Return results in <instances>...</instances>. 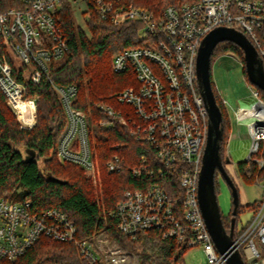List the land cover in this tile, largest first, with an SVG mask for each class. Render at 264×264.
<instances>
[{"label":"built area","instance_id":"built-area-1","mask_svg":"<svg viewBox=\"0 0 264 264\" xmlns=\"http://www.w3.org/2000/svg\"><path fill=\"white\" fill-rule=\"evenodd\" d=\"M13 3L0 8V48L8 46L29 68L33 82L39 84L50 74V63L60 61L67 49L68 38L60 29L57 16L62 0H6ZM75 7L90 16L91 2L97 13L116 25L137 21L143 25L145 44L127 48L112 57V67L122 73L134 69L137 87L117 94L118 101L130 104L138 121L131 134L151 143L164 168L178 169L182 193V212L178 218L175 199L161 185L153 183L144 190L128 189L111 215L117 217L119 231L137 239L142 231L160 229L165 237L175 236L191 247L201 245L208 264H227L226 257L215 246L203 217L198 187L203 156L208 142L209 115L199 90L197 57L203 38L216 27L228 26L243 32L264 61V0H196L181 5H168L162 14L123 0H71ZM1 52V51H0ZM228 55H237L227 53ZM67 114L66 124L57 140L60 162L82 166L95 185L100 180V166L93 149L86 115L73 106L76 86L53 83ZM0 89L7 104L24 128L36 122L38 96L25 98L26 86L13 76L10 62L0 56ZM252 95L235 114L248 127L249 144L246 171L252 164L264 170V98L251 83ZM35 99V119L27 123L18 112L17 102ZM227 107V101L223 99ZM101 108L112 118H125L107 104ZM113 120L102 121L111 126ZM143 164L132 168L135 177L153 171ZM119 156L107 162L110 172L120 170ZM160 175L163 174L159 170ZM220 174V172H219ZM233 174V173H232ZM222 177V175L220 174ZM264 181V177L258 182ZM74 242L79 255L88 264L103 259L107 264H134L128 253L109 239L95 236L80 239L76 222L58 208L40 209L31 198L9 201L0 198V258L14 261L24 256L41 238ZM235 243L244 258L256 260L264 251V198L243 226ZM51 264H68L55 262Z\"/></svg>","mask_w":264,"mask_h":264},{"label":"trees","instance_id":"trees-1","mask_svg":"<svg viewBox=\"0 0 264 264\" xmlns=\"http://www.w3.org/2000/svg\"><path fill=\"white\" fill-rule=\"evenodd\" d=\"M136 6L162 14L168 5H181L196 0H123ZM92 9L84 25L78 22L76 10L71 0H62L57 21L60 29L68 38V49L60 61L50 63V74L43 75L39 84L32 81L29 68L22 63L15 52L8 46H1L0 56L7 59L13 68L14 78L26 86L25 98L38 96L37 122L31 128L20 125L12 109L7 104V97L0 89V198L9 201L31 198L40 209L58 208L67 213L77 224L80 239H93L104 235L111 243L118 245L121 251L128 253L134 264H183L184 255L191 246L173 237H165L164 231L151 229L142 231L137 239L122 234L117 228V217L111 215L128 189L144 190L153 183L163 186L175 199L178 218L182 212V189L179 185L178 169L164 168L157 155L156 148L147 141H140L131 134V129L138 116L128 103L118 101L117 94L128 87H137L139 81L133 68L128 67L122 73L112 67L115 53L127 48L144 45L143 25L137 21H127L116 25L103 19L88 2ZM13 3L0 0V8ZM235 53L243 63V49L231 41L220 42L214 49L211 63L219 56ZM248 78V76H247ZM53 83L66 87L76 86L73 106L86 115L90 142L96 151L101 176L102 188H98L84 168L73 162L62 163L57 157V140L63 130L67 114L53 87ZM212 87L217 103L223 114V159L225 162L227 143L230 138L228 109L220 97L212 80ZM259 88V87H257ZM264 98V91L260 89ZM32 99V98H31ZM29 100V99H28ZM19 104V114L30 122L34 110L30 104ZM107 104L120 113L128 122L110 117L102 108ZM113 120L111 126L101 125L102 121ZM26 146L36 153L28 160L20 150ZM264 142L262 143V151ZM257 155H263L259 153ZM119 156L122 160L120 170L110 172L107 162ZM153 174L143 173L137 178L132 168L143 164ZM247 161H238L237 175L250 183H256L264 177V170L252 164V171L247 172ZM163 174L160 175L159 170ZM227 169V167H226ZM228 173L229 169H227ZM215 174V190L219 193L218 177ZM260 201L239 206L236 216L234 238L240 232L237 228L238 216L244 207L254 210ZM234 205L223 222L230 231ZM242 255L243 252L241 251ZM88 264L79 255L74 242H62L51 238H41L24 256L11 261L0 258V264ZM96 264H107L101 259Z\"/></svg>","mask_w":264,"mask_h":264},{"label":"water","instance_id":"water-1","mask_svg":"<svg viewBox=\"0 0 264 264\" xmlns=\"http://www.w3.org/2000/svg\"><path fill=\"white\" fill-rule=\"evenodd\" d=\"M223 41L234 42L243 49L248 79L253 85L264 91V61L248 36L233 27L220 26L213 29L203 38L197 57V77L199 90L209 115V131L200 171L198 198L203 217L215 246L226 257L227 264H247L234 238L240 196L238 187L224 164L222 151L223 114L212 87L211 57L215 47ZM29 153V156L25 157L26 160L36 155L31 150H29ZM231 161L230 157L226 155L225 162L230 163ZM240 161H245V159ZM217 171L220 172L229 186L234 205L230 231H227L224 225L215 190V174Z\"/></svg>","mask_w":264,"mask_h":264},{"label":"rangeland","instance_id":"rangeland-1","mask_svg":"<svg viewBox=\"0 0 264 264\" xmlns=\"http://www.w3.org/2000/svg\"><path fill=\"white\" fill-rule=\"evenodd\" d=\"M74 9L76 10L78 22L84 25V21L87 19V16L85 15L87 13L84 12L86 9H84L83 12L80 7L77 8L74 6ZM211 77L217 87L220 97L227 101V117L230 121V138L227 143L225 153L232 160L231 164L227 165V169H229L230 176L233 178L234 183L238 187L240 205L244 206L252 204L255 201H261L264 198V181L250 183L241 176H238L236 172L238 161L245 159L247 156L249 133L247 124L245 122L238 121L235 110L239 109L241 104L246 102V100L252 95L251 82L247 78V75L243 72V63L241 59L238 56L236 57L228 54L219 56L214 62H212ZM18 103L23 105L30 104L34 110L35 102L33 99L17 102V104ZM20 116L22 117V114H20ZM19 148L24 154V157L29 156V149L26 146H20ZM99 177L100 180L97 179L96 185L98 193H100L102 188L101 170ZM218 183V203L220 205L222 215L227 216L232 208L231 192L223 177H218ZM253 211L254 210L249 209L248 207H244V209H242L237 221V228L239 230H241V228L245 226L248 221H250L253 216ZM99 238H104V235L102 234ZM263 259L264 251L256 260L245 258L247 264H263ZM183 264H208V257L203 247L201 245L191 247V249H189L184 255Z\"/></svg>","mask_w":264,"mask_h":264},{"label":"bare ground","instance_id":"bare-ground-1","mask_svg":"<svg viewBox=\"0 0 264 264\" xmlns=\"http://www.w3.org/2000/svg\"><path fill=\"white\" fill-rule=\"evenodd\" d=\"M32 99H33V98H32ZM33 100H34V102H35V99H33ZM22 118L25 119V117H24L23 115H22ZM25 120H26V119H25ZM33 120H34V119H33ZM33 120H32V121H33ZM26 121H27V120H26ZM32 121H30V122L27 121V123H31Z\"/></svg>","mask_w":264,"mask_h":264},{"label":"crops","instance_id":"crops-1","mask_svg":"<svg viewBox=\"0 0 264 264\" xmlns=\"http://www.w3.org/2000/svg\"><path fill=\"white\" fill-rule=\"evenodd\" d=\"M231 211V210H230ZM230 213V212H229ZM263 264H264V259H263Z\"/></svg>","mask_w":264,"mask_h":264},{"label":"flooded vegetation","instance_id":"flooded-vegetation-1","mask_svg":"<svg viewBox=\"0 0 264 264\" xmlns=\"http://www.w3.org/2000/svg\"><path fill=\"white\" fill-rule=\"evenodd\" d=\"M227 167V166H226Z\"/></svg>","mask_w":264,"mask_h":264}]
</instances>
